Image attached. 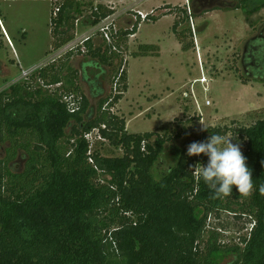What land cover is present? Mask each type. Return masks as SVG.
Returning <instances> with one entry per match:
<instances>
[{"label": "trees", "instance_id": "1", "mask_svg": "<svg viewBox=\"0 0 264 264\" xmlns=\"http://www.w3.org/2000/svg\"><path fill=\"white\" fill-rule=\"evenodd\" d=\"M84 1L53 3L60 9L51 18L54 49L74 38L75 22L84 14V7L92 11L94 0ZM189 2L191 5H163L166 11L149 15L148 20L175 14L173 29L184 42L187 28H178L191 17L238 8L248 15L255 12V7L248 8L252 0ZM113 12L99 4V12L93 11L85 19L97 24ZM139 24L133 30L121 29L117 47L122 53L90 39L85 53L70 51L61 62L38 69L30 80L0 93V142L6 143V157L0 156V264H225L221 259L227 254L232 259L226 264H264V194L260 193L264 185V118L233 128L245 140L242 153L254 185L250 196H240L233 186L231 196L213 198V189L196 176L184 154L158 179L153 168L172 137L158 131L130 133L125 117L111 111L128 90V75L121 68L123 53ZM257 38L263 40L264 34L247 42L241 63L246 68L244 78L264 82V42L255 44ZM158 52L156 44H141L131 54ZM75 54L89 58L81 69L70 65ZM251 66L258 71L251 72ZM88 68L99 71L90 76ZM107 68L118 78V93L113 97L106 95L102 76ZM31 81H41L44 86L61 83L62 87L56 95L42 86L33 89L36 85ZM83 82L89 95L83 93ZM65 94L81 97L78 111L69 110ZM95 130L99 142L109 141L123 154L103 155L96 148L98 139L87 138ZM207 131L223 135L229 130L209 127ZM20 156L24 168L13 169L12 162ZM222 210L238 212L237 218L242 214L252 217L253 228L240 235L238 243L219 242L217 232L204 240L209 213Z\"/></svg>", "mask_w": 264, "mask_h": 264}, {"label": "rangeland", "instance_id": "2", "mask_svg": "<svg viewBox=\"0 0 264 264\" xmlns=\"http://www.w3.org/2000/svg\"><path fill=\"white\" fill-rule=\"evenodd\" d=\"M140 1H117L116 11H124L123 15H131L133 14L131 9L139 4L138 9L145 12L155 9L156 15H161L166 11L161 8L163 5L186 4L185 0ZM205 2L207 6L210 5ZM53 3L50 0H0L3 26L12 41L10 45L0 24L2 30L0 93L8 91L10 86L18 81L30 80L25 78L24 71H37L40 67L64 59L65 55L62 58L58 57L53 47L54 36L51 33ZM262 3L264 0H252L248 6L249 9L255 7L252 15L238 8L214 10L201 16H194L193 25L189 20L178 28L179 30L187 28L184 42H181L174 32V14H166L156 23L143 22L137 37L129 39L121 67L129 77V90L121 103L111 111L116 114L125 113L128 120L127 130L130 133L158 131L172 137L153 168V173L158 179L177 164L179 154L187 157L191 169L197 164L206 166L208 162L206 155H187V146L190 143L205 141L212 134L205 130L204 126L220 127L222 130L227 128L229 131H225L223 135L231 137V142L239 144L243 151L245 140L240 138L233 128L250 126L264 118V82L244 78L245 72L241 63L247 42L260 32L264 34V8H260ZM189 4L191 5V2ZM160 8L162 10H158ZM84 9V13L88 14L89 8L85 6ZM190 9L192 11V7ZM80 29L82 33L89 28L82 24ZM194 36L209 48L202 57L195 48ZM261 41L264 42V39L257 38L254 42L259 44ZM100 42V39L96 41L97 44ZM143 43L160 45V55L134 56L130 53L133 50L137 51L139 44ZM88 59L85 55L75 54L70 65L81 69L82 63ZM250 68L251 72L258 71L257 67ZM261 68L264 70V67ZM107 69L109 72L102 75L106 95L113 97L118 93L116 88L118 78L114 77L111 69ZM98 71L94 68L87 69L90 76ZM203 73L212 78L207 89L204 85L206 83L202 86L195 79L204 76ZM35 85L33 89L42 86L44 90L49 89V92L56 95L60 91V87L44 86L41 81ZM193 85L195 98L189 92ZM81 87L84 94L89 93L86 83L83 82ZM93 103L96 105L97 101ZM91 137L94 138L95 134ZM96 148L107 156L123 154V150L116 148L109 141L99 142L98 139ZM0 156L6 157V143L0 142ZM24 165L22 156L15 163L12 162L13 169L21 170ZM237 214L239 213L228 210H222L220 214L209 213L204 240L206 241L212 232H217L219 242L238 243L240 235L250 232L252 217L242 214L237 218ZM231 259L232 256L227 254L221 262L226 264Z\"/></svg>", "mask_w": 264, "mask_h": 264}, {"label": "clouds", "instance_id": "3", "mask_svg": "<svg viewBox=\"0 0 264 264\" xmlns=\"http://www.w3.org/2000/svg\"><path fill=\"white\" fill-rule=\"evenodd\" d=\"M205 130L207 128L204 126ZM208 157L205 165L197 164L194 172L213 189V198L232 195L233 186L240 196H250L253 192L252 171L247 166L239 144H233L231 137L221 134H211L205 141L192 142L187 146V155ZM264 194V185L260 187Z\"/></svg>", "mask_w": 264, "mask_h": 264}, {"label": "built area", "instance_id": "4", "mask_svg": "<svg viewBox=\"0 0 264 264\" xmlns=\"http://www.w3.org/2000/svg\"><path fill=\"white\" fill-rule=\"evenodd\" d=\"M52 2H60L61 0H50ZM122 2L124 0H98V2L95 3L92 11H89L88 15L94 12H99V4L109 8L113 9L114 12L112 14L107 15L106 17L102 18L97 24L90 23V19L86 18L85 16L87 14H83L81 17H79L75 22V31H74V38L68 42L66 45L60 47L56 50V54L58 57H62L63 55L67 54L70 51H80L82 53H85L87 51L86 42L90 39L93 40V42L96 43L98 39L101 40V42L106 43L108 46L112 48L113 51H117L119 53H122V50L117 47V43L121 40V29L123 31L127 30H133L134 24L137 22H143L147 21L149 15H156L155 9L151 10L150 12L144 13L143 11H140L138 9H131L133 14L128 15L124 14V11H116V2ZM59 6H55L53 9V15L57 16L59 12ZM122 13V15L120 14ZM189 14H191V10L189 9ZM129 16L130 22H128L126 25H122L121 19L125 16ZM193 23V18L190 19ZM84 24L85 27L89 28L88 31L81 33V25ZM139 24V25H140ZM194 30V29H193ZM135 34L129 35V39L131 37H134ZM10 43V41H9ZM11 44V43H10ZM62 51V52H61ZM34 69V68H33ZM34 72V71H33ZM32 71H24L25 78L28 77L29 74H31ZM196 81L206 83L207 77L201 76ZM52 87L55 86L61 87L62 84H56L51 85ZM207 89V88H206ZM63 100L68 103V108L71 112H76L80 109V101L81 97H75V94H65L63 97ZM209 103V102H208ZM97 130L87 134V138L90 141H94L97 138L101 139L100 136H97ZM95 134V137L92 138L91 135ZM254 223L251 222V228H253Z\"/></svg>", "mask_w": 264, "mask_h": 264}, {"label": "crops", "instance_id": "5", "mask_svg": "<svg viewBox=\"0 0 264 264\" xmlns=\"http://www.w3.org/2000/svg\"><path fill=\"white\" fill-rule=\"evenodd\" d=\"M141 1H143V0H141ZM140 1V2H141ZM185 2H186V4L185 5H187V4H189V1L188 0H185ZM188 2V3H187ZM131 4V3H130ZM139 5V4H138ZM138 5H137V7H134V9H138L139 7H138ZM170 5H172V6H177V5H173V4H170ZM185 5H183V6H185ZM136 6V5H135ZM179 6H181V5H179ZM162 8V7H161ZM158 9V10H162V9H164V8H162V9ZM138 10H140V11H143L144 13H147V12H145L144 10H141V9H138ZM164 11V10H163ZM173 14V13H172ZM165 16V15H164ZM164 16H162V17H164ZM174 16H175V19H176V15L174 14ZM161 17V18H162ZM160 18V19H161ZM160 19H158L157 21H153V20H147V21H152V22H154V23H156V22H158ZM0 20H1V22H0V24L3 26L4 25V21H3V19H2V14H1V12H0ZM147 21H143V22H147ZM175 21V20H174ZM128 22H130V19H129V16H125V17H123L122 19H121V23H122V25H126ZM143 22H141V24L143 23ZM141 24L139 25V28H138V31L136 32V34H135V36H134V38L135 37H137V35L139 34V29H140V27H141ZM3 31H4V33H5V35L8 37V40L10 41V45H12V41H11V38L9 37V35L7 34V30L5 29V27L3 26ZM194 43H195V48H196V50H197V52L199 53V55H201V57H202V54L204 53V52H206L209 48L207 47V45L205 46V44L203 45L201 42H200V40H199V38H196V36H194ZM143 44H153V43H143ZM139 45H141V44H139ZM156 45H158V44H156ZM159 46V52H158V54H156V55H142V56H159L160 55V50H161V48H160V45H158ZM134 51V50H133ZM132 51V52H133ZM132 52H130V53H132ZM204 64V63H203ZM201 68H202V66H201ZM204 69V68H203ZM202 75V74H201ZM203 75L205 76V77H207V82H206V84H204L203 82H200L201 84H202V86H206L205 87V89L208 87V83L209 82H211L212 81V78L211 77H208V76H206L204 73H203ZM196 80L198 79V78H195ZM128 80H129V77H128ZM199 82V81H198ZM204 84V85H203ZM194 89H195V86L193 85L192 86V88L190 89V91L189 92H191L193 95H192V97L193 98H195L196 97V95H195V91H194ZM128 90H129V81H128ZM127 90V91H128ZM127 92H125V94H126ZM125 94L123 95V97H122V99L119 101V103L117 104V105H119L120 103H121V101L123 100V98H124V96H125ZM198 99V98H197ZM197 101V100H196ZM116 105V106H117ZM118 115H120V116H123V117H125V119H126V128H127V122H128V120H127V116L125 115V113L124 112H121V113H117ZM129 132V131H128ZM148 132V131H147ZM145 133V132H144Z\"/></svg>", "mask_w": 264, "mask_h": 264}, {"label": "flooded vegetation", "instance_id": "6", "mask_svg": "<svg viewBox=\"0 0 264 264\" xmlns=\"http://www.w3.org/2000/svg\"><path fill=\"white\" fill-rule=\"evenodd\" d=\"M0 34H2V33L0 32ZM41 68H42V67H40V68H38V69H41ZM245 70H246V68H244V71H245ZM35 71H36V70H35ZM35 71H34V72H35ZM34 72H32V73H34ZM32 73H31V74H32ZM31 74H29L28 77H27L26 79L30 78ZM18 82H19V81H18Z\"/></svg>", "mask_w": 264, "mask_h": 264}]
</instances>
